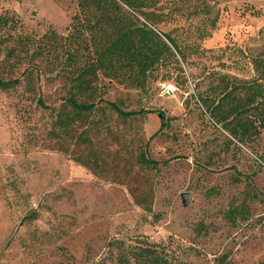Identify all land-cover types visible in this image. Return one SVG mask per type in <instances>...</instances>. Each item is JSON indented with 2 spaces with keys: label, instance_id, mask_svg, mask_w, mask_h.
<instances>
[{
  "label": "rangeland",
  "instance_id": "obj_1",
  "mask_svg": "<svg viewBox=\"0 0 264 264\" xmlns=\"http://www.w3.org/2000/svg\"><path fill=\"white\" fill-rule=\"evenodd\" d=\"M78 1L0 0V17L10 20L0 21V76L41 71L36 92L23 83L0 88V264H139L119 257L142 242L157 244L172 264H264V131L244 145L200 102L256 77L264 0H206L220 16L204 39V16L187 19L200 0H160L173 19L159 28L185 47L186 62L176 54L184 72L171 60L145 89L101 76L97 109L67 136L49 107L59 106L65 87L49 78L52 55H33V39L56 32L65 49ZM77 38L87 55V39ZM105 101L152 112L124 118ZM143 151L163 163L141 166ZM238 204L246 211L233 223L227 211Z\"/></svg>",
  "mask_w": 264,
  "mask_h": 264
},
{
  "label": "trees",
  "instance_id": "obj_2",
  "mask_svg": "<svg viewBox=\"0 0 264 264\" xmlns=\"http://www.w3.org/2000/svg\"><path fill=\"white\" fill-rule=\"evenodd\" d=\"M159 3L160 0H79V14L72 16L68 28L72 30L65 41L69 45L65 49L59 50L63 40L56 32L45 33L38 40L33 39L36 42L33 55H52L49 78L51 81L60 80L65 87L66 94L59 106H49L55 112L57 133L69 136L73 125L87 120L89 113L97 109V103L91 100L96 95L97 82L101 76L125 79L133 86L145 89L151 74L171 60L179 63V71L184 72L176 54L186 62V49L172 35V30L165 32L159 28L161 23L173 19L170 12L164 11L165 6ZM192 7L187 19L203 15L198 28L200 38L211 36L212 30L217 27L220 9H215L206 0H200ZM213 10L215 14L212 16ZM208 15L209 18H206ZM0 21L7 24L10 20L0 17ZM208 21L210 28L207 27ZM75 36L79 37L76 41L87 39V55L81 53L80 45L72 42ZM255 65L256 77L252 80L228 82L217 96L200 98L215 123L221 124L244 145L254 135L264 131V61L257 60ZM35 67L26 68L22 78L4 79L0 76V88L8 91L23 83L27 91L36 92L41 71ZM39 101L45 105L41 98ZM105 102L108 108L124 118L152 112L145 109L126 111L116 102ZM160 113L162 125L167 126L165 113ZM138 163L145 168H157L163 162L149 157L143 151L139 154ZM245 211L243 205H233L227 211V217L236 223L238 216ZM33 218L35 216L29 214L24 219ZM132 258L139 264H172L162 248L148 242L130 244L119 260L128 263Z\"/></svg>",
  "mask_w": 264,
  "mask_h": 264
},
{
  "label": "built area",
  "instance_id": "obj_3",
  "mask_svg": "<svg viewBox=\"0 0 264 264\" xmlns=\"http://www.w3.org/2000/svg\"><path fill=\"white\" fill-rule=\"evenodd\" d=\"M173 91L174 90H173L171 85H165V88H164L162 94L169 96V95H171L173 93Z\"/></svg>",
  "mask_w": 264,
  "mask_h": 264
},
{
  "label": "water",
  "instance_id": "obj_4",
  "mask_svg": "<svg viewBox=\"0 0 264 264\" xmlns=\"http://www.w3.org/2000/svg\"><path fill=\"white\" fill-rule=\"evenodd\" d=\"M160 116L162 117L161 114H160ZM190 196H191V194L190 193H187V192L182 194V198H183L184 204H187L188 203Z\"/></svg>",
  "mask_w": 264,
  "mask_h": 264
}]
</instances>
